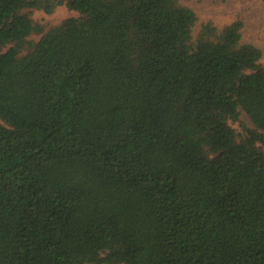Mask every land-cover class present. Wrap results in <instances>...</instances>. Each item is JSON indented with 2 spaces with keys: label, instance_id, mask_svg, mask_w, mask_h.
<instances>
[{
  "label": "trees",
  "instance_id": "obj_1",
  "mask_svg": "<svg viewBox=\"0 0 264 264\" xmlns=\"http://www.w3.org/2000/svg\"><path fill=\"white\" fill-rule=\"evenodd\" d=\"M65 2L79 15L44 31L31 10L57 0H0V264H264L242 20L193 37L178 0Z\"/></svg>",
  "mask_w": 264,
  "mask_h": 264
},
{
  "label": "rangeland",
  "instance_id": "obj_2",
  "mask_svg": "<svg viewBox=\"0 0 264 264\" xmlns=\"http://www.w3.org/2000/svg\"><path fill=\"white\" fill-rule=\"evenodd\" d=\"M180 3L187 5L197 15V21L192 27V35L196 36L200 23L212 21L218 28L240 18L243 22L241 28V42L252 43L261 50L260 61L264 62V0H178ZM79 13L70 9L65 0H57L56 5L50 11L43 9H32L31 16L34 20L41 23L43 30L59 24L62 20L71 16H78ZM40 34H32L29 40L38 39ZM6 47L0 48V52ZM26 47L22 48V53ZM232 126L238 133H242L243 125L253 126L246 114L242 111L239 121L231 122ZM93 264V263H85ZM110 264V263H100Z\"/></svg>",
  "mask_w": 264,
  "mask_h": 264
}]
</instances>
